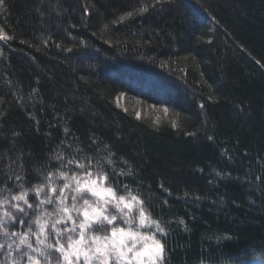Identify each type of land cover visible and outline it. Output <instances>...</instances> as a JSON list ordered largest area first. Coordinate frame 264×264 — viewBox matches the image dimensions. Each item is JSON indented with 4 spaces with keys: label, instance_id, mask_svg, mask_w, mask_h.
Instances as JSON below:
<instances>
[{
    "label": "trees",
    "instance_id": "obj_1",
    "mask_svg": "<svg viewBox=\"0 0 264 264\" xmlns=\"http://www.w3.org/2000/svg\"><path fill=\"white\" fill-rule=\"evenodd\" d=\"M148 3L5 0L0 26L14 39L0 40V187H12L13 169L31 187L36 168H57L49 160L61 141L91 153L96 136L131 163L136 179L121 182L150 186L153 214L173 222L168 243L180 249L170 264H197L214 233L231 238L221 243L233 258L247 250L250 264L264 257V0H177L178 8L111 23ZM154 104L170 109L158 124ZM217 171L232 178L217 184ZM218 197L223 210L209 203Z\"/></svg>",
    "mask_w": 264,
    "mask_h": 264
},
{
    "label": "snow or ice",
    "instance_id": "obj_2",
    "mask_svg": "<svg viewBox=\"0 0 264 264\" xmlns=\"http://www.w3.org/2000/svg\"><path fill=\"white\" fill-rule=\"evenodd\" d=\"M173 4L179 7L177 0H151L134 11L118 15L111 23L126 22L136 15L143 17L150 10L162 12ZM4 8L5 0H0V10ZM169 36H172L171 32ZM10 39L14 37L5 35L4 26H0V40ZM123 95L120 93L116 97L117 106ZM151 107L155 109L156 105ZM199 107L203 109L204 104ZM158 110L165 115L170 111L166 106ZM3 115L0 113V117ZM136 117L140 118L139 111ZM159 121L157 116L156 123ZM207 122L205 118L204 123ZM36 123L38 125L39 121ZM177 126L173 122L172 127ZM64 133L69 136L67 127ZM187 135L195 136L196 133ZM75 139L78 141L79 137ZM207 139L211 141L213 136L208 135ZM90 140V147L94 148L91 153L79 145L73 148L71 143L61 141L58 145L61 151L55 152L49 160V163L55 161L57 168L46 171L36 168L40 181L31 187H25L26 181L14 169L7 174L6 180L12 182V187L7 183L0 187V264H170L180 245L168 243V237L174 231L173 222L153 214L149 206L152 202L150 186L149 192H145L141 191L144 185L139 181L135 188L122 183V180L136 179L131 163L122 156L117 157L111 146L100 142L99 137L92 136ZM64 149L71 150L69 156L63 155ZM19 166L23 169V163ZM225 178L231 179V174L215 173L217 184ZM244 180L252 183L247 176ZM256 180L260 181L261 177L257 176ZM212 183L210 179L209 184ZM159 187L163 189L164 185L161 183ZM165 191L171 195L170 189ZM258 191L264 195V190ZM184 198H189L187 192ZM192 199L200 202L201 197ZM161 203L167 205L168 201L164 199ZM209 203L221 210L225 206L223 197ZM178 226H183L185 233L190 232L183 218L178 220ZM221 242L230 243L231 238H226L223 233L206 237L197 264H221L222 260L226 264H242L243 258L249 255L247 250H241L233 258L232 253L222 251ZM212 247L218 255H213ZM259 251L264 253V249Z\"/></svg>",
    "mask_w": 264,
    "mask_h": 264
},
{
    "label": "rangeland",
    "instance_id": "obj_3",
    "mask_svg": "<svg viewBox=\"0 0 264 264\" xmlns=\"http://www.w3.org/2000/svg\"><path fill=\"white\" fill-rule=\"evenodd\" d=\"M158 95H160L161 93L160 92H157ZM116 104H117V101H116ZM127 104H128V99L123 95L120 97V100H119V107L122 108V109H127ZM149 110V113L152 115H154V119L157 117V116H164L165 114H163V112L161 110H158L157 108H150ZM136 111H139L140 112V115L142 113V110L138 107H136ZM156 121V119H155ZM250 264H264V259H258Z\"/></svg>",
    "mask_w": 264,
    "mask_h": 264
}]
</instances>
